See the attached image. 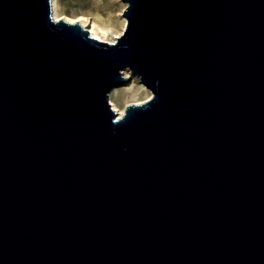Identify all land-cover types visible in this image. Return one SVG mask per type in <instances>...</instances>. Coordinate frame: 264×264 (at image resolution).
<instances>
[{"label": "water", "instance_id": "95a60500", "mask_svg": "<svg viewBox=\"0 0 264 264\" xmlns=\"http://www.w3.org/2000/svg\"><path fill=\"white\" fill-rule=\"evenodd\" d=\"M122 1L0 0V264H264V0Z\"/></svg>", "mask_w": 264, "mask_h": 264}, {"label": "rangeland", "instance_id": "374dc122", "mask_svg": "<svg viewBox=\"0 0 264 264\" xmlns=\"http://www.w3.org/2000/svg\"><path fill=\"white\" fill-rule=\"evenodd\" d=\"M111 2V0H60V5L68 17L73 18L81 10H91V12L100 15V23H102V21L107 19L108 12L112 11L113 15H116V5L111 10L106 6V4ZM124 4L127 6L126 3ZM114 23L115 26L112 27L111 38L121 36L124 30L123 27L119 26L118 21L115 20ZM126 72H129L128 77L125 75ZM124 75L129 79L131 78L130 83L114 88L110 93L109 100L113 109L115 106V111L125 110L127 105L145 102L153 96L152 91L143 84L138 76L133 75L130 70H125Z\"/></svg>", "mask_w": 264, "mask_h": 264}, {"label": "bare ground", "instance_id": "6f19581e", "mask_svg": "<svg viewBox=\"0 0 264 264\" xmlns=\"http://www.w3.org/2000/svg\"><path fill=\"white\" fill-rule=\"evenodd\" d=\"M111 3L106 4L108 9H112L116 5V15H113V12H108V17L106 20L101 22V17L97 13L91 12V10H81L73 18L65 15L61 5L60 0H52V12L55 21L65 20L69 23H79L83 28H86L92 37L98 39L102 42L116 43L118 37L111 38L112 27L115 26V20L118 21L119 26L125 28L127 24V19L122 15L126 9V5L122 0H111ZM121 16V18L119 17ZM125 75L128 77L129 72H126ZM115 109V106H114ZM119 118H121L125 110H118Z\"/></svg>", "mask_w": 264, "mask_h": 264}]
</instances>
